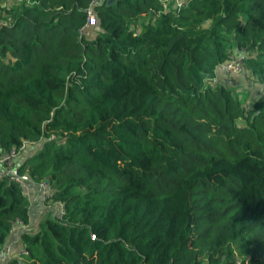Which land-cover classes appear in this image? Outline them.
Returning a JSON list of instances; mask_svg holds the SVG:
<instances>
[{
	"label": "trees",
	"instance_id": "1",
	"mask_svg": "<svg viewBox=\"0 0 264 264\" xmlns=\"http://www.w3.org/2000/svg\"><path fill=\"white\" fill-rule=\"evenodd\" d=\"M90 2L0 0V151L54 188L13 264H264V92L216 73L264 82V0ZM31 213L0 178V254Z\"/></svg>",
	"mask_w": 264,
	"mask_h": 264
},
{
	"label": "built area",
	"instance_id": "2",
	"mask_svg": "<svg viewBox=\"0 0 264 264\" xmlns=\"http://www.w3.org/2000/svg\"><path fill=\"white\" fill-rule=\"evenodd\" d=\"M17 3H20L24 0H14ZM29 2V0H27ZM103 0H91L89 6L86 8L87 13V25L94 26L97 24V18L95 13V7L97 4L101 3ZM178 6H183L185 0H176ZM87 25L82 27V33H85ZM250 51L247 49L240 50L239 53H233L230 57V60L222 64L225 68L228 78L227 82L229 85H233L234 81L232 80L233 75H241L248 71L246 67V59L249 56ZM216 81V78H214ZM27 145V144H26ZM26 145H23L19 148H13L10 151H0V178H7L10 181L18 182L23 188L24 192L28 194L29 188L32 184H35L40 189L42 199L44 202H50L54 193V188L50 178H44L41 181H36L29 173H24L20 170V166L17 164L18 158L25 149ZM65 213V207L63 203H59L56 216L62 217ZM95 237V235H93ZM27 254L28 252L25 251ZM1 257H6L4 253L0 254Z\"/></svg>",
	"mask_w": 264,
	"mask_h": 264
},
{
	"label": "crops",
	"instance_id": "3",
	"mask_svg": "<svg viewBox=\"0 0 264 264\" xmlns=\"http://www.w3.org/2000/svg\"><path fill=\"white\" fill-rule=\"evenodd\" d=\"M91 27H94V26H90V28H87L85 33L87 36L94 38L97 35V33ZM216 73L221 77V80H224L225 77L226 78L228 77L222 65L216 68ZM232 80L234 81V83L230 87H232L234 90H237V91L241 89H245V86H247L248 84L254 85L253 86L254 93L251 95V98L246 103L244 102V104L248 105L249 107L251 106V102L257 97H259L261 93L264 92V82L262 83L261 80H259L255 75H252L248 71H246L244 74H241V75H233ZM26 151L22 152L20 156V162L25 160V158L29 157ZM35 182L36 181H34V183ZM27 197L30 200V207L32 211L31 222L28 225L18 224V226L12 229L8 237L7 243L4 247V249L6 250L4 252L6 257L0 258V264H13L15 260L24 261L26 259V256H22L21 254L22 249L23 250L25 249L24 244L22 242V234L26 230L36 231L39 227L40 221L48 214L47 206L49 205V202L43 201L40 189L38 188L37 185L32 184V186L29 188Z\"/></svg>",
	"mask_w": 264,
	"mask_h": 264
},
{
	"label": "rangeland",
	"instance_id": "4",
	"mask_svg": "<svg viewBox=\"0 0 264 264\" xmlns=\"http://www.w3.org/2000/svg\"><path fill=\"white\" fill-rule=\"evenodd\" d=\"M253 86L254 85L248 84L247 86H245V89H241L239 91L235 90V92L238 94L239 98L243 102L246 103L251 98V95L254 93V87ZM35 147L36 146L34 145L33 148H35ZM27 148H29V147H27ZM29 150H31V149H29ZM34 154L35 153H33L32 155H34ZM232 247L235 249L234 250V255H231V254L228 253L227 250H224L223 253H224L225 260H224V262L222 264H235V261H236V264H240L241 263V258L240 257H242V255L239 253L240 249H238V246L236 244H234ZM247 259H249V257Z\"/></svg>",
	"mask_w": 264,
	"mask_h": 264
},
{
	"label": "water",
	"instance_id": "5",
	"mask_svg": "<svg viewBox=\"0 0 264 264\" xmlns=\"http://www.w3.org/2000/svg\"><path fill=\"white\" fill-rule=\"evenodd\" d=\"M115 0H109V3L114 2Z\"/></svg>",
	"mask_w": 264,
	"mask_h": 264
}]
</instances>
